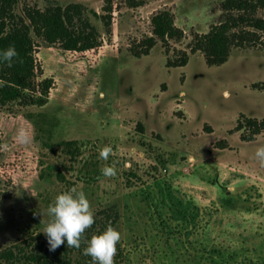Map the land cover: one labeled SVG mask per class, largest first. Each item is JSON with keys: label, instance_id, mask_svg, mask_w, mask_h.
<instances>
[{"label": "rangeland", "instance_id": "rangeland-1", "mask_svg": "<svg viewBox=\"0 0 264 264\" xmlns=\"http://www.w3.org/2000/svg\"><path fill=\"white\" fill-rule=\"evenodd\" d=\"M128 1L16 0L26 24V9L76 6L72 26L87 19L100 45L68 52L30 33L33 82L52 87L31 104L0 103V250L49 248L48 205L75 187L95 213L81 247L70 248L75 264H92L86 242L109 224L121 233L117 264H264V166L255 157L264 131L251 138L246 127L264 121V37L209 67L190 47L223 21L226 0ZM260 1L254 16L264 20ZM160 11L184 38L134 57ZM183 52L186 65L168 67ZM21 128L30 143L18 142ZM105 145L108 161L99 156ZM114 160L117 175L103 176Z\"/></svg>", "mask_w": 264, "mask_h": 264}, {"label": "trees", "instance_id": "trees-1", "mask_svg": "<svg viewBox=\"0 0 264 264\" xmlns=\"http://www.w3.org/2000/svg\"><path fill=\"white\" fill-rule=\"evenodd\" d=\"M161 1V0H155ZM260 0H226L220 4L224 12L223 21L211 27L204 35L193 36L190 53H200L209 67L221 66L226 63L232 47L244 42H255L257 34L264 37V20L254 16L256 9L261 5ZM131 7H139L143 2L128 1ZM16 0H0V50L14 45L19 53L12 66L0 62V103L21 101L24 104L33 103L36 94L46 98L52 87L51 80H44L35 85L33 78L36 62L33 57L34 44L31 31L35 36L42 38L49 44L59 43L64 51L82 53L96 49L99 45V35L87 19L81 20L79 28L72 26V13L79 14L76 6L64 10L54 9L40 11L26 9L24 18L15 14ZM105 15L102 20L106 27L110 26L111 7L104 8ZM151 37L144 39L138 46L139 51L131 50L136 58L147 56L151 49L160 42L167 47L169 41L179 42L184 38V33L174 25L173 17L167 11H160L151 17ZM249 28L250 31L246 29ZM188 55L183 52L179 62L170 63L168 67H184ZM246 127L251 129L252 136L264 131V121L247 120ZM242 127L238 123L236 131ZM29 246V245H27ZM21 245H15L0 250V264H75L71 257V249L66 241L55 251L49 248H37L27 252ZM80 264V263H76ZM117 264V263H115Z\"/></svg>", "mask_w": 264, "mask_h": 264}, {"label": "clouds", "instance_id": "clouds-1", "mask_svg": "<svg viewBox=\"0 0 264 264\" xmlns=\"http://www.w3.org/2000/svg\"><path fill=\"white\" fill-rule=\"evenodd\" d=\"M18 56L14 45L0 50V62L7 63L9 67ZM16 138L20 144H28L31 140L23 128L18 130ZM111 155L113 148L110 145H105L99 152L103 161H108ZM255 157L264 166V146L256 149ZM118 163L115 160L111 164L105 163L101 167V174L109 178L115 177ZM47 215L49 220L43 233L46 235L49 251H55L65 241L67 247L79 249L86 229L95 222L90 201L82 190L75 187L58 194L48 205ZM120 240L121 233L109 224L102 233L94 234L87 240L84 254L91 257L92 264H115L116 246Z\"/></svg>", "mask_w": 264, "mask_h": 264}]
</instances>
